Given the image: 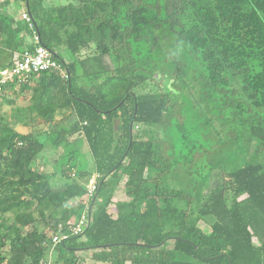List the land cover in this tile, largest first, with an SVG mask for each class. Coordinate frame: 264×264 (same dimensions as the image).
Returning a JSON list of instances; mask_svg holds the SVG:
<instances>
[{
	"label": "trees",
	"instance_id": "1",
	"mask_svg": "<svg viewBox=\"0 0 264 264\" xmlns=\"http://www.w3.org/2000/svg\"><path fill=\"white\" fill-rule=\"evenodd\" d=\"M34 31L66 75L0 99V264H264V0H1L0 70Z\"/></svg>",
	"mask_w": 264,
	"mask_h": 264
},
{
	"label": "built area",
	"instance_id": "2",
	"mask_svg": "<svg viewBox=\"0 0 264 264\" xmlns=\"http://www.w3.org/2000/svg\"><path fill=\"white\" fill-rule=\"evenodd\" d=\"M23 18L29 22V25L34 29V22L27 13H23ZM33 40L37 43L33 51H25L24 53L16 52L13 56V62L10 67L0 70V99L5 94V86L9 82H15L16 87L22 83L29 81L36 73L48 70H58L62 75H66L65 70L62 68L60 62L52 57V52L44 45L40 44V37L36 31L33 34ZM96 188L95 176L91 178L88 184L89 194ZM90 217L88 212H85L78 221L71 227L74 235L80 234L89 224ZM67 234L54 235L53 242L58 243L61 239L67 238ZM43 264H48L43 262Z\"/></svg>",
	"mask_w": 264,
	"mask_h": 264
},
{
	"label": "rangeland",
	"instance_id": "3",
	"mask_svg": "<svg viewBox=\"0 0 264 264\" xmlns=\"http://www.w3.org/2000/svg\"><path fill=\"white\" fill-rule=\"evenodd\" d=\"M1 1V0H0ZM50 3H67L69 0H48ZM26 39V42H31L33 39L31 38L30 35H26L25 37ZM159 51H158V54L161 58H164L165 57H170L172 59H174V48H173V45H172V42L171 40L170 41H167L165 40L162 45L160 46V48H158ZM162 70L165 71L167 70L166 66H163L162 67ZM166 72V71H165ZM164 73V72H163ZM162 76L164 74H161ZM166 77V76H164ZM168 78V77H167ZM173 84V83H172ZM189 85L186 86V87H183L182 86V82L180 81L179 83H176L175 85H173V89L176 91V92H183L185 94H188V95H192L193 96V93L195 92V87L193 84H190L188 83ZM218 97V96H216ZM12 98L15 99V102L19 105H29L31 106L32 108L33 105L31 103V100H30V94H27L26 96H16V95H13ZM183 100L187 101V98H184ZM221 103V100L220 101H217L215 102V105H216V109L213 110V113L217 114V115H222L226 118L229 117L228 114L231 113V109L230 108H225L222 110L221 112V107L222 105H220ZM4 110L5 112L9 111L10 112V107L8 105H4ZM195 113V110H193V112L190 114V116H192L193 114ZM206 119V117H204V115H200V121H199V124H198V131H201L202 134L207 137L209 134H210V128H209V125H205L204 127L202 126V120ZM39 121H37V123L35 124V126H32V127H25V126H22L20 125L19 123H16L15 126L16 128L21 131L22 133H29V132H32L33 134H42V136L44 137V135H46L48 133V127L43 123V121H41L40 118H38ZM231 126V125H230ZM203 144L206 145V146H209L208 144V140L205 139V141H203ZM228 153L230 154V156L232 155H236V159L237 160V164L238 165H241L243 163V158H244V155H245V147H244V143L242 142V148H240V151L239 149L235 146V145H228ZM241 149L243 151H241ZM81 151L85 157V159H87V164H88V167L92 165V159H91V154L89 152V149L87 147V144L83 141L82 144H81ZM241 152V153H240ZM47 155H51L53 158L57 155H55L54 153H47ZM47 170H50L52 171V165L50 164V166H48ZM216 179V178H214ZM213 180V178H212ZM211 180L212 184L213 185V181ZM118 196H122L123 195V190H122V186L118 188ZM112 212H114L115 210L113 208H111ZM202 225V228L204 229H209V227L203 223H201ZM79 254H83L86 258V260L84 262H81V264H96L95 261L91 260V251H81Z\"/></svg>",
	"mask_w": 264,
	"mask_h": 264
},
{
	"label": "crops",
	"instance_id": "4",
	"mask_svg": "<svg viewBox=\"0 0 264 264\" xmlns=\"http://www.w3.org/2000/svg\"><path fill=\"white\" fill-rule=\"evenodd\" d=\"M3 1V0H2ZM13 10H14V8L12 9V8H10V9H8V12L9 13H12L13 12ZM21 12H23V9H21Z\"/></svg>",
	"mask_w": 264,
	"mask_h": 264
}]
</instances>
